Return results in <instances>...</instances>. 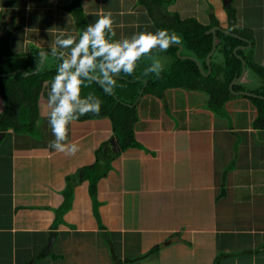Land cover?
Here are the masks:
<instances>
[{
	"label": "crops",
	"instance_id": "1",
	"mask_svg": "<svg viewBox=\"0 0 264 264\" xmlns=\"http://www.w3.org/2000/svg\"><path fill=\"white\" fill-rule=\"evenodd\" d=\"M73 2L0 0V46L18 54L39 49L48 60L67 56L79 66L72 50L83 34ZM81 3L93 25L111 12L103 38L111 35L112 45L125 51L133 35H157L177 19H192L239 37L247 44L235 54L264 68V0ZM167 29L184 50L180 34ZM66 40L74 42L65 47ZM85 55L94 57L81 50ZM253 72L247 61L237 84L244 88L235 90L262 96L255 90L264 78L255 72L262 81L253 82ZM235 95L219 115L204 91L168 88L163 98L144 92L134 124L140 148L119 152L109 117L67 113V135L59 144L67 152L73 143L79 148L68 155L50 147L57 140L50 121L59 109L54 101L70 103L76 93L64 80L62 86L47 81L34 132L0 128V264H264V138L254 126L260 110L252 100L257 96ZM5 110L0 96V125ZM104 144L112 168L96 197L80 171L97 164Z\"/></svg>",
	"mask_w": 264,
	"mask_h": 264
},
{
	"label": "trees",
	"instance_id": "2",
	"mask_svg": "<svg viewBox=\"0 0 264 264\" xmlns=\"http://www.w3.org/2000/svg\"><path fill=\"white\" fill-rule=\"evenodd\" d=\"M71 10L75 13L82 34L83 31H88L86 27L90 23L81 0H74ZM216 24H218L217 21H214V25ZM165 28L162 27V30ZM167 28L180 34L184 44L181 55L177 54L178 47L174 45H170L166 51L155 47L149 53L143 54L135 60L133 71L130 74L125 73L124 69L121 68L118 76L108 67L111 62L107 52L95 56L99 48L91 43L87 51L94 56L95 62L84 69H79L76 63L63 55L55 56L58 58L57 66L45 65L43 67V55L41 53L44 51L42 50L37 49L29 54H18L0 46V96L4 98L6 103V110L0 125L1 130L15 128L22 132H34L36 120L39 117V101L45 83L55 77L62 76L64 81L69 84L78 69L77 79L80 84L75 98L69 103L71 110L68 114L79 119L109 117L113 123L115 138L123 150L128 147L140 148V144L134 137V124L138 119L136 102L144 92L163 98L168 88L183 87L204 91L209 96V107L217 114L223 115L225 102L236 96L230 90V83L242 74L244 68L243 60L235 54L234 50L236 47L247 43L237 36L218 30L217 49L212 55L211 61L212 72L206 76L200 70L196 59L202 63L204 70L208 72L209 66L206 58L213 48L214 39L213 34L207 33L210 27L192 19H177L176 23L168 25ZM238 33L245 35L242 32ZM105 42L112 45V36L109 35ZM157 52H165L173 58L167 68L158 67L154 60L143 59L144 56H151ZM240 54L244 55V51L240 50ZM182 56L191 57L183 58ZM245 57L249 68L264 78V68L253 63L247 56ZM93 75H103L105 82L96 80ZM112 81L115 83L111 84ZM104 88L112 89V91L106 93ZM235 88L240 90L244 86L237 85ZM255 91L264 96V86ZM252 100L260 110V117L254 126L263 132L264 100L256 97H253ZM99 103L98 113L89 111L82 115V112L87 111L90 106ZM54 104L58 108L62 107V101L56 100ZM82 106L87 109L81 111ZM106 150L107 145H102L97 151V164L91 167H83L80 171L82 179L91 181V190L96 197L99 181L106 177L112 168ZM110 152L111 155L118 157L113 150Z\"/></svg>",
	"mask_w": 264,
	"mask_h": 264
},
{
	"label": "clouds",
	"instance_id": "3",
	"mask_svg": "<svg viewBox=\"0 0 264 264\" xmlns=\"http://www.w3.org/2000/svg\"><path fill=\"white\" fill-rule=\"evenodd\" d=\"M112 23L113 19L111 12H109L107 15L101 14L100 18L95 22L94 25L90 24L86 27L88 31H83V35L79 43L72 50L74 58L79 60V69H84L86 68V66L91 65L92 63V59L94 57H89L87 55H85L84 57H80L81 50L86 52L90 43L93 46L99 48V51L95 53V56L103 55L105 52L109 54L108 59L112 61V63L109 64L108 67H110L114 73L123 68L125 73L128 74L133 71V64L139 56L149 53L153 48L157 46H159L161 50L166 51L170 44L181 43L179 36H177L174 32L171 40H169L168 30L163 29L158 30L157 35H153L151 33H140L138 38H136V35H133V42L130 44L126 42L127 50L125 51L118 44L115 46L106 44L103 38L104 29H110ZM112 35H115V33L112 32ZM93 36L95 37V39H92ZM73 42L74 41L72 40H66L62 43L65 47H69ZM41 55H43V53H41ZM79 69L77 73L72 76L71 82L68 84V89L73 94L76 93L80 84V81L77 79V76L79 75ZM63 80L64 77L62 76L54 78L57 86H62ZM112 83L115 82L112 81ZM104 91L106 93H110L112 89L104 88ZM100 103L95 106H90L87 111L82 112V115L89 111L98 113L100 109ZM70 110L71 108L68 103V98H65L62 102V107H60L56 113L52 114L50 123L52 126L53 134L55 135V137H57V140L53 141L50 144V147L55 148L59 152H65L68 155H75V153L79 151V148L75 143L72 144L71 152H67L66 146L59 144V141L65 139L67 135V130L65 128L66 120L64 119V117Z\"/></svg>",
	"mask_w": 264,
	"mask_h": 264
},
{
	"label": "water",
	"instance_id": "4",
	"mask_svg": "<svg viewBox=\"0 0 264 264\" xmlns=\"http://www.w3.org/2000/svg\"><path fill=\"white\" fill-rule=\"evenodd\" d=\"M218 28H220V27L216 26V27H213V28H211V29L209 30V33H213V34H214V45H213V49H212V51L210 52V54L208 55V57H207V64L210 66L209 72H205L202 63H201L198 59L195 58L196 61L198 62V65H199L200 70H201L202 73H203L204 75H206V76H209V74L211 73V59H212V54H213L214 51L216 50V45H217L216 31H217ZM226 32L230 33L229 31H226ZM176 45L179 46L178 55H180L181 52H182V50H183V45H182V44H176ZM240 48H246V46H239L238 48L235 49V52H238V50H239ZM184 57H191V56H183V58H184ZM241 58L243 59V62H244V71H243V73H242L241 76L237 77L233 82H231V84H230V90H232L233 93H235V94H237V95H239V94H240V95L245 94V95H249V96H257V98H262V99H264V97H262L261 95L256 94V93H252V92H249V91H236V90H235V85L239 84V83L243 80V78L245 77V75H246V73H247V61H246L245 58H243V57H241ZM46 60H47V53H44V55H43V64L46 62ZM71 61H72V60H71ZM72 62H73V61H72ZM115 75L118 76V75H119V71H118V72H115ZM93 76H94V78H95L96 80L101 81V82H103V83L105 82V79H104V76H103V75L100 76V77H99V76H96V75H93ZM263 138H264V131H263ZM112 141H113V145H114V147H115V150H116L117 152H119V151H120V147H119V145H118V141H117V139H116L115 137H113V138H112Z\"/></svg>",
	"mask_w": 264,
	"mask_h": 264
},
{
	"label": "rangeland",
	"instance_id": "5",
	"mask_svg": "<svg viewBox=\"0 0 264 264\" xmlns=\"http://www.w3.org/2000/svg\"><path fill=\"white\" fill-rule=\"evenodd\" d=\"M143 59H145L147 61H151L153 59L155 64L158 67L163 68V66H165V68H167L171 64L173 58L170 57L165 52H157L151 56H144ZM57 64H58V58L57 57L50 58V60H48V58H47L46 62L42 66L44 67L45 65H48V66L53 67V66H57ZM252 74L254 75V76H252L253 82H256L260 85V81H262V79L255 72H253ZM111 84H112V82H111Z\"/></svg>",
	"mask_w": 264,
	"mask_h": 264
}]
</instances>
